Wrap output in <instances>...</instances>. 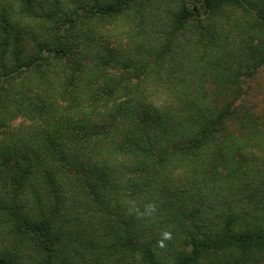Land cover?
<instances>
[{"label": "trees", "instance_id": "trees-1", "mask_svg": "<svg viewBox=\"0 0 264 264\" xmlns=\"http://www.w3.org/2000/svg\"><path fill=\"white\" fill-rule=\"evenodd\" d=\"M264 0H0V264H264Z\"/></svg>", "mask_w": 264, "mask_h": 264}, {"label": "rangeland", "instance_id": "rangeland-1", "mask_svg": "<svg viewBox=\"0 0 264 264\" xmlns=\"http://www.w3.org/2000/svg\"><path fill=\"white\" fill-rule=\"evenodd\" d=\"M247 101L253 103L256 110L264 111V67L247 83Z\"/></svg>", "mask_w": 264, "mask_h": 264}]
</instances>
